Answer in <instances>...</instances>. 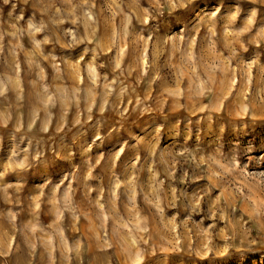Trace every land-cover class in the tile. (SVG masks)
Returning <instances> with one entry per match:
<instances>
[{"label":"rangeland","instance_id":"374dc122","mask_svg":"<svg viewBox=\"0 0 264 264\" xmlns=\"http://www.w3.org/2000/svg\"><path fill=\"white\" fill-rule=\"evenodd\" d=\"M262 23L0 0V264H264Z\"/></svg>","mask_w":264,"mask_h":264},{"label":"clouds","instance_id":"9594fccd","mask_svg":"<svg viewBox=\"0 0 264 264\" xmlns=\"http://www.w3.org/2000/svg\"><path fill=\"white\" fill-rule=\"evenodd\" d=\"M84 2H87V0H84ZM235 9H239V11L238 12H231V13L228 14V16H231V18L233 19V21H237V20L240 21L241 8H240L239 4H237L235 6ZM254 13L258 16L257 11L255 9H252L251 12L246 17H244V19L242 20V22H245L246 23V26L251 27L253 24H257L258 25V20H254L253 19V14ZM18 19L23 20L24 19L23 15H21ZM31 26L32 25H31V18H30L29 19V22H28V27L31 28ZM259 27H261L262 29H264V23L259 24ZM85 39H87V37H82L80 42H83ZM81 59H83V57H81ZM234 151L240 155V158L242 160H247V157L249 155H252L251 153H248L246 151V149L243 150V151H241V149H240L239 146L238 147H235ZM42 155L43 154L41 152L37 151L35 153V156L33 157V159L35 160V162L38 165L39 164H45V163H47V160L46 159H43L42 158Z\"/></svg>","mask_w":264,"mask_h":264}]
</instances>
